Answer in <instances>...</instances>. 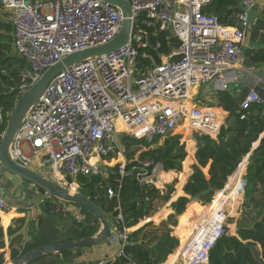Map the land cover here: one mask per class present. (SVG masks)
Listing matches in <instances>:
<instances>
[{
  "label": "built area",
  "instance_id": "built-area-1",
  "mask_svg": "<svg viewBox=\"0 0 264 264\" xmlns=\"http://www.w3.org/2000/svg\"><path fill=\"white\" fill-rule=\"evenodd\" d=\"M128 1L134 22L128 41L51 79L11 144L15 162L30 167L39 158L58 179L77 190L79 176L101 175L106 180L116 163L124 176L126 165L138 162L128 173L164 194L162 164L141 160L140 153L128 159L123 144L159 146L177 131L217 138L225 126L224 110L203 105L200 91L207 87L227 91L249 71L245 48L257 0H239V12L229 24L204 11L212 0ZM1 9L13 27V47L25 61L18 98L67 55L114 39L123 20L120 8L101 0H1ZM161 32L178 38L180 46L162 54L156 63L147 47L152 45L151 33ZM145 58L153 60L152 65L145 67ZM254 104L264 108V94L257 85L247 91L240 110ZM246 116L247 112L241 114L242 119ZM3 119L0 108V123ZM119 188L108 184L106 197L118 198ZM0 209H9L2 197ZM116 209L109 241L120 245L121 257L124 247L133 244L132 230L150 223L153 216L127 227L120 205ZM229 215L225 209L211 210L177 249L173 263L208 264L210 250L227 234ZM106 263L100 259L84 264Z\"/></svg>",
  "mask_w": 264,
  "mask_h": 264
},
{
  "label": "trees",
  "instance_id": "trees-1",
  "mask_svg": "<svg viewBox=\"0 0 264 264\" xmlns=\"http://www.w3.org/2000/svg\"><path fill=\"white\" fill-rule=\"evenodd\" d=\"M239 7V0H212L203 9L206 12L218 15L222 23L229 24L234 22V18L239 12ZM150 40L154 47H151V45L147 47V50L152 54L156 63L161 62L162 54H168L180 46V40L174 36L168 37L166 32H161L157 35H152L151 33ZM158 41L161 44L160 47L157 46ZM13 49L12 24L9 20L0 17V108L4 114V119L0 123V145L9 119V116H5V113L13 111L18 99V87L21 83L20 73L23 68L21 56L16 51L13 52ZM248 54V60L264 63V48L258 53ZM152 62L153 60L145 58L143 65L146 67L152 65ZM216 94L219 107L227 112V119L231 118L233 121L221 128L217 138H212L205 134H194V138L197 140V149L195 152L194 141L189 140L188 149L191 155L185 162V170L188 173L191 172L189 164L193 162L192 156L194 152L196 163L192 165V173L187 180L185 172L179 175L180 182L173 198L181 196L172 203L174 213L167 220L162 221L160 226H153V223L150 222L132 232L130 238L133 244L126 245L124 247L125 255L118 257L112 264H128L131 261L137 264L164 263L180 245V238L175 234V228L181 232L183 237L186 232L184 227H187V239L192 233L194 226L200 221L199 218L193 219L199 207L210 204L212 200L211 210L226 209L227 206L225 204L233 201L232 206L235 212L239 204L238 197L242 195L241 191L244 182L241 177L230 188L228 195L217 193L225 187L229 177L238 168L243 158L251 152L254 142L264 132V108L254 104L248 110L241 111L240 102L246 94L244 90L241 92H234L233 90L218 91ZM244 112H247V116L242 119L241 114ZM137 143L139 142H131L128 146H143ZM146 147L148 149L140 152L141 160L160 163L165 171L174 170L180 172L183 170V163L188 153L186 144L179 136L168 137L162 145L144 146V148ZM127 157L128 159L132 158L130 152L127 153ZM119 165V163H116L112 166L109 177L106 180L101 175L93 177L79 176V190L97 203L112 220L118 213L117 206L120 205L126 226L133 227L145 216L155 214L156 207L154 202L157 199L167 200L174 191V184L177 181L174 184L167 185L164 194H161L160 190L139 182L134 174L128 173L133 166H139L138 162L128 163L124 176L119 173ZM172 176H174V173L170 172L167 174L166 179H170ZM246 179V196H250V198L245 201L244 205L250 206L254 204L258 214L253 218L243 215L239 222L238 234L240 238L228 234L222 235L210 250L208 264H264V138L249 158ZM108 184L115 188L120 185L118 198L110 200L106 197ZM259 185L260 187H258ZM2 190L3 186L0 185V192L5 196L6 193ZM40 191L43 192L42 190ZM256 192L262 196L260 200L256 198ZM194 196H199L198 202L192 201ZM39 206L42 213L48 215L54 213L55 206L49 202V199L40 202ZM82 210L86 214L87 219L79 224L78 234L75 231L74 234L70 233L58 242L93 236L99 231V220L84 208ZM161 211L159 217L165 216L170 211L169 205H166ZM18 215L19 213H15L14 217ZM156 218L158 217L156 216ZM18 220L21 223L18 228L9 226L7 230L11 248L16 238H20L17 244L18 250L12 252L13 260L43 244L52 243L45 238L37 236L26 240L21 233L25 218H19ZM1 223L4 226L10 224L9 222L6 224L2 218ZM1 223L0 264H5L6 259L3 249L6 245V233ZM244 241L247 242L245 243ZM257 243L262 248L261 257H259V252L254 250V246ZM79 249L77 248V250ZM73 251L74 249L61 253L64 257H68Z\"/></svg>",
  "mask_w": 264,
  "mask_h": 264
},
{
  "label": "water",
  "instance_id": "water-1",
  "mask_svg": "<svg viewBox=\"0 0 264 264\" xmlns=\"http://www.w3.org/2000/svg\"><path fill=\"white\" fill-rule=\"evenodd\" d=\"M110 5L120 8L123 16L122 27L119 33L111 41L104 43L102 45L90 47L84 50H79L67 55L61 62L55 66L46 70L40 79L27 90L23 95H21L15 104L13 111L11 112L4 136L0 145V166L12 174L13 176L22 178L23 180L33 184L38 189L43 191L41 196H36L29 199H21L15 197L9 192V190L3 186L6 194L9 198L17 203H33V202H43L49 198H58L64 201H68L72 204H76L81 208L89 211L95 218L101 223V229L93 236L70 239L62 242L43 244L33 250H30L17 259H15L10 264H28L33 260L42 257L44 255L52 253H61L66 250H72L83 247H90L94 245L101 244L110 239L113 222L112 218L91 198L83 194L80 190L74 189L67 185H61L51 178H48L41 173L35 171L30 167H26L15 162L10 154V147L15 138L21 123L28 112V110L39 103L41 95L51 81L58 73H60L65 68L72 67L83 61H87L89 58H94L102 54L108 53L114 49L125 44L130 35L133 27L132 20V7L128 0H101ZM151 46V45H150ZM22 65H25V61L21 58ZM256 148L253 147L251 152ZM250 153L246 156L248 157ZM244 184L247 183V179H244ZM245 199L250 198V196H244ZM199 200V196L192 197V201ZM143 225L134 228L132 232L142 227ZM131 232V233H132Z\"/></svg>",
  "mask_w": 264,
  "mask_h": 264
},
{
  "label": "crops",
  "instance_id": "crops-1",
  "mask_svg": "<svg viewBox=\"0 0 264 264\" xmlns=\"http://www.w3.org/2000/svg\"><path fill=\"white\" fill-rule=\"evenodd\" d=\"M257 3H258V0H257ZM255 9H256V7H255ZM251 25H252V20H251ZM248 35H249V33H248ZM248 38H247V43H246V48H245L246 56L247 55L249 56L248 53H250V54L258 53V52L261 51L262 48H264V41H262V40H261V49L260 50H259V48H253L252 46H249V44H248ZM247 65H248L249 71L248 72H245V73H242L239 78H237L233 83L230 84V88L228 90H233L234 92H241L242 90H244L245 93H247V91L251 87H254V86L257 85V88L260 90V92H262L264 94V90H263L264 83H261V78L264 79V63H261V62H252V60H248L247 59ZM216 93L217 92L211 91V94L216 95V98H217V94ZM201 102H202V100H201ZM205 106H208V107H211V108H217V107L218 108H221V107H219L218 98H217V101L216 102H211V104H206ZM263 113H264V110H263ZM223 116L225 118V125H226L227 112L225 110L223 111ZM194 134H193V137H194ZM184 136L187 137V139H185V141L188 143L189 142L188 139L190 138L189 136H192V135L185 134ZM263 138H264V132L260 134L259 139L256 142H254L252 148L255 147V146L257 148ZM191 140L194 141V147H195V152H196V149H197V140L195 138H193ZM254 150L252 151V153H250V155L248 157H245L243 159V162H241L239 164L238 168L235 170L236 172H234L232 174V176L229 177V179H228L229 182L227 181V186L225 187V189L224 188L221 189L222 192H223L222 194L228 195L230 188H232V186L235 184L236 180L239 177H241L242 180L246 179L247 169H248V165H249V158H250V156L253 155ZM195 152H194V154L192 156L193 157V162H191L189 164V168H191V172L190 173H188L185 170V162L186 161H184V163H183V170L180 171V172H178V173L176 171H174V170L164 171L163 172V173H170V172L174 173V176H172L170 179L163 178L162 177L163 176V173H162V175H161V178H162L161 183H162V185L164 187H165V185H167L170 182H172L174 180V178H176V176H179V175L183 174L184 172L186 173L187 178L191 175V173H192V165H194L196 163ZM190 155L191 154L189 152V155L187 156V158L190 157ZM187 158L185 160H187ZM35 166H38L39 168H37ZM42 167H46V169H43V171H46V172H49V173L51 172L50 168L48 166H46V165H43L41 163V161H40L39 158H35L33 160V163L30 165V168H32L35 171L40 172V173L42 172V171H40V168L42 169ZM3 171H5V170L0 166V175L1 176H4L5 178L8 179V177L3 174ZM187 178H186V180H187ZM13 179H17L15 181H18L17 183H20L23 186L27 184L28 185L27 186L28 189H32L31 187H33L32 186L33 184H31V183L23 180L22 178L13 176ZM0 185L1 186H4V181L0 180ZM246 186H247V183L246 184L243 183V185H242V191H241L242 195L240 197H238V200H240V198H242L243 196H246ZM258 187H260V185ZM182 190H183V186H182ZM244 192H245V195H244ZM256 194H259V193L256 192L255 193V196H256ZM179 196H177L174 199L173 198L174 195L173 196L171 195V197L165 202V204H163V206H159L158 207V211H156L155 214L152 215L153 218H152V221L151 222L153 223V226H157V224H159L161 221H164L162 219H164V217H166L167 214L169 216L172 214V213H170V212L173 211L172 203ZM0 197L4 198L5 196L0 195ZM7 203H8V201H7ZM69 203H67V205L69 206V210H67V211H68L69 214H71V217L75 218V220L78 221V222H80V223L83 222V221H85L87 219V216L83 212L82 208L79 207L76 204H72V203L69 204ZM211 203L208 204L207 206L204 205V206L199 207V209H198L199 212L197 211L198 212V215H199V213L202 214V212H203V217L205 218L208 215V213L211 212ZM8 205H9V203H8ZM166 205H169L170 211L165 216L159 217L160 213L162 212L161 210ZM229 205H230V203L227 204V207L228 208L230 207V210H228V212L230 213L229 219L232 220V223H229V227H228V229H229L228 231L229 232L227 231V234L228 235H232V236H237V237L240 238V236L238 234V230H239L238 224L241 221V220H239V218L241 217L240 216L241 211L238 208L239 207V204H238L237 208L235 209V212L233 211V206H231V205L229 206ZM8 211H10V212H8ZM15 213H18V211H16L14 208L10 210V207L7 210H0L1 218L6 222V224L8 222L10 223L8 226H4L1 223L6 232H7L9 226H13V224H12L13 221L12 220L14 218V214ZM19 215H22V214L19 213ZM156 216L158 218H156ZM22 218H23V216H22ZM199 220H201V218H199ZM228 222H231V221H228ZM200 224H201V221H199L197 225L199 226ZM197 225L194 226L192 233L190 234V236L187 239H189L191 237V235L196 232V229L198 227ZM232 225L234 227H232ZM21 233L25 237H30V239L33 238V236H31L28 233V230H24V228L21 230ZM186 233H187V231L185 232V235H183V237H182L181 244L184 243L185 240H187L186 239ZM68 234L69 233H64L63 232V233L59 234L60 237L58 239H48L47 236H42L40 238H45V239H47L48 241H50L52 243H56L59 240H61L63 237L67 236ZM25 239L26 240H30L28 238H25ZM5 242H6V245H5V248L3 249V251L5 252V259H6L5 264L6 263L10 264L14 260L12 259V250H11V247H10V242H9L8 235L5 237ZM244 242L246 243L247 241H244ZM119 250H120V245L118 243L111 242V241L108 240V241H105V242H103L101 244H98V245H94V246H90V247H83V248H80L79 250L74 249L73 253L70 256H68V257H64V255L62 253H59V254L53 253L52 255H48V256L43 257L42 259L33 261L31 264H84V263H87V262H90V261L100 260V259L106 260L107 261L106 264H112V263H114L117 260ZM254 250L255 251H258L259 252V257H261V253H262L261 245L257 243L254 246ZM128 264H131V263H128ZM162 264H174L173 261H172V255H171V257L165 263H162Z\"/></svg>",
  "mask_w": 264,
  "mask_h": 264
},
{
  "label": "rangeland",
  "instance_id": "rangeland-1",
  "mask_svg": "<svg viewBox=\"0 0 264 264\" xmlns=\"http://www.w3.org/2000/svg\"><path fill=\"white\" fill-rule=\"evenodd\" d=\"M0 17L7 19L6 14L4 13V11L2 9H0ZM251 20H252V25H251V29H250V32H249V35H248V37H249L248 38V44H249V46H252L253 48H259V50H260L261 49V40L264 41V0H262V1L258 0V3H257L255 11L251 12ZM13 52H15L14 49H13ZM211 91H212V89L210 87L201 89V91H200V100H202L201 103L203 105L211 104V102H216L217 101L216 95L211 94ZM232 121H233V119L228 118L227 121H226V125L231 123ZM175 135L179 136L184 141H185V139H187V137H185L184 134L181 133L180 131L179 132L177 131ZM3 136H4V134H3ZM3 136H2V139H3ZM189 137H188L189 138L188 140H191V139L194 138L193 135L189 136ZM184 143L186 144L187 153L189 155V149H188L189 144L186 141ZM123 145L127 149V153L128 152L131 153V157H135L140 152L148 149L147 147L143 148V147L135 146V145L127 146L126 143H124ZM114 156L117 159L118 155L115 154ZM116 162H117V160H115L114 162H111V164L112 163L115 164ZM242 162H243V160H242ZM35 167L39 168L38 166H35ZM43 169H46V167H42V169L40 168V171H42L41 172L42 175L53 179L54 181L58 182L61 185H67V184H65V182H63L60 179H58L52 172L49 173V172L43 171ZM3 174L5 176H7L8 179L5 178L4 176L0 175V180L4 181V186L9 190V192L11 194H13L17 198L29 199V198H33V197H36V196H41L43 194V192H41L34 185H32L33 186V187H31L32 189H28V187H27L28 185L27 184L23 186L22 184L17 183L18 181H15L17 179H13L12 174L7 172L6 170L3 171ZM175 181H177L176 184H174ZM179 182H180V177L176 176V178H174V180L172 182L167 184V185L174 184V191L169 195V198L171 197V195L173 196L177 192V185H178ZM167 185H165V189H166ZM2 191H4V193H6L4 188H3ZM219 193H223L222 190H220L217 194H219ZM0 195H2V192H0ZM215 195H214V197H215ZM244 195H245V192H244ZM214 197H213V199H214ZM261 197L262 196L260 194H256V198L257 199L260 200ZM4 198L8 201L10 210L14 208L16 211H18V213L22 214V215L15 216L13 218V220H12L13 221V223H12L13 226L18 228L19 225H21V223H20V221L18 219L20 217L22 218V216H23V218H25L24 227L23 228H24V230H28V233L31 236H37V237L47 236L48 239H58L60 237L59 234H61L63 232L64 233H69V234L70 233L74 234L75 231L77 232V234L79 232V227L78 226H79L80 222L76 221L75 218L71 217V214L68 213V211H67V210H69V206L67 205V203H69L68 201H64V200H61V199H58V198H54V197L49 198V202L53 203L54 206H55L54 207L55 211H54V213H50L48 215L46 213H42V210L40 209V206H39L40 202L17 203L15 201L11 200L7 194H5ZM167 200H162V199L156 200L154 202V205L156 207V211H158V207L159 206H163V204H165V202ZM226 201H228V200H226ZM245 201H246V199L244 198V196L242 198H240V200H239V207L238 208L241 211V213H240L241 217L239 218V220L242 219L243 214H245L247 217H250V218H253L254 216H256L258 214V210L257 209L255 210V205L251 204L250 206H247V205L245 206L244 205ZM228 203H230V205L232 206L233 201H229L225 205L227 206ZM207 205H205V206H207ZM225 210H227V211L230 210V207L229 208L227 207ZM8 212H10V211H8ZM198 212H196L195 218L196 219L197 218H201L200 221L202 222L205 219L203 217V212H202V214L199 213V215H198ZM170 213H174V210L172 212H170ZM168 216L169 215L167 214L166 217H164V219H162V220H167ZM177 218H178V221H179V216ZM194 221H193V223H194ZM229 221H231L229 223H232L231 219H229ZM161 222L159 224H157V226H160ZM0 223H1V215H0ZM190 224H191V222H190ZM99 226H100V229H101V223L100 222H99ZM238 226H239V224H238ZM232 227H234V226L232 225ZM184 229H186V231H187L186 227H184ZM188 229H190V227H188ZM228 230L229 229L227 228V231ZM4 231H5V229H4ZM175 232H176L175 234L180 238V245H181V241H182L181 232L177 231L176 228H175ZM5 233H6V236H7V232L6 231H5ZM25 238L30 239V237H25ZM187 240H185L184 243ZM19 241H20V238L17 237L13 247L11 248L12 252L13 251L15 252V251L18 250L17 244L19 243ZM180 245H179V247H180ZM177 249L172 253V257L174 255V253L177 251ZM167 260H168V258H167ZM6 264H8V263H6Z\"/></svg>",
  "mask_w": 264,
  "mask_h": 264
},
{
  "label": "bare ground",
  "instance_id": "bare-ground-1",
  "mask_svg": "<svg viewBox=\"0 0 264 264\" xmlns=\"http://www.w3.org/2000/svg\"><path fill=\"white\" fill-rule=\"evenodd\" d=\"M235 172H236V171H235ZM167 174H168V173H163V176H162V177L166 179V178H167ZM56 176H57V175H56ZM57 178H60V177L57 176ZM72 190H74V189L72 188ZM0 210H1V209H0ZM175 257H176V253H174V255H173V257H172V261H173V262H174Z\"/></svg>",
  "mask_w": 264,
  "mask_h": 264
}]
</instances>
